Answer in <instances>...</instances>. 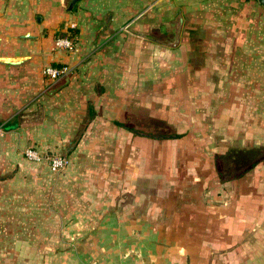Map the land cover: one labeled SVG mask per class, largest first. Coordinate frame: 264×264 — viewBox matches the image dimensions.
Instances as JSON below:
<instances>
[{"label":"crops","instance_id":"obj_1","mask_svg":"<svg viewBox=\"0 0 264 264\" xmlns=\"http://www.w3.org/2000/svg\"><path fill=\"white\" fill-rule=\"evenodd\" d=\"M71 6L63 8V0H0V184L12 180L10 166L20 172L27 164L26 146L42 143L38 129L43 122L23 119L26 107L41 109L46 101L42 98H47L50 115L46 117L57 119L56 131L61 132H55L54 139L61 140L86 113L96 119L111 112L114 120L132 101L153 107L155 87L169 82L175 86L171 94L185 102L184 110L194 107L196 113L199 105L202 111L196 114L201 119H214L217 128H224L225 154L238 147L264 151V2L76 0ZM15 22L22 26L14 27ZM13 27L24 30L12 32ZM59 27L72 38V48L54 46L51 35ZM29 28L35 32L47 28V33L33 35ZM155 31L175 33L177 43L170 46L145 36ZM48 63L68 65L70 73L62 77L64 87L42 97L43 79L28 76L35 66ZM61 96L70 107L64 122L56 117ZM161 96L167 101L162 91ZM167 142L177 146L175 152L206 144L190 147L177 138ZM197 155L188 158L179 177L189 181L178 191L190 198L184 201L186 210L165 203L150 208L149 227L156 232L147 237L144 260L130 262L264 264V152L223 181L214 170L198 173L202 158ZM28 160L39 168L46 165L45 160ZM209 162L203 160L202 165ZM199 183L200 188L195 185ZM196 198L203 203L197 204ZM216 200L221 204L214 205ZM36 225L27 222L20 228ZM3 226L0 222V232ZM7 241L17 247L12 249L16 254L0 255V264H10L11 257L15 264H39L40 253L29 248L26 237Z\"/></svg>","mask_w":264,"mask_h":264},{"label":"rangeland","instance_id":"obj_2","mask_svg":"<svg viewBox=\"0 0 264 264\" xmlns=\"http://www.w3.org/2000/svg\"><path fill=\"white\" fill-rule=\"evenodd\" d=\"M63 1V8L76 2ZM17 26L21 27L22 23L15 22L14 27ZM14 27L10 29L12 32L24 30ZM60 28L51 35L54 46L55 38L66 36L67 32ZM30 29L33 35L47 33V28L37 32ZM145 36L170 46L177 40L175 33L155 31L145 33ZM45 65L35 66L37 69L28 76L29 80L33 77L36 80L40 78V81L43 79L45 91L42 97L48 95L49 90L64 87L66 79L50 80L43 73ZM172 79L169 78L170 81ZM173 88L175 86L171 82L164 87H155L157 98L153 107L146 108L145 103L132 101L114 120L110 117L113 116L111 112L110 116L91 117L86 113L85 105V111H82L86 113L85 119L70 128L71 132L67 136L62 135L61 140L54 139L55 132H61L60 129L56 131L57 119L46 117L50 115L47 98H42L46 104L43 103L41 109L38 106L26 107V118L23 119H31V123L43 122L38 129L42 143L33 144V148L44 158L46 165L47 157L53 154L65 156L68 163L56 172L43 163L39 168L37 163L28 160L24 152L28 145L23 149L27 164L21 165L22 171H15L10 166L8 171L12 180L0 184V222L4 225L0 232V240L3 241L0 255L16 254L13 250L17 247L11 242L7 244L8 238L26 237L29 248H36L40 253L39 264H132L130 260L133 258L142 261L147 239L156 232L149 227V209L162 207L165 203V207L186 210L184 201L190 198L188 195L180 196L178 191H183L189 182L188 178L179 179L185 173V164L190 161L188 158L198 154L202 158L196 160H201V166H196L199 167L198 173L206 175L214 170L218 180L223 181L243 170L258 156H263L264 151L255 146L233 148L225 154L224 128H217L211 122L214 119H201L196 114L202 111L199 105L195 107L196 113L194 107H185L184 110L185 102L171 94ZM161 91L164 97H168L167 101L161 100ZM61 98L64 100L59 99L61 106H58L56 117L64 122V117L70 114L67 112L70 107L67 99ZM174 133L181 134L179 137H164ZM173 138L186 146L190 144V147L195 143L206 144L198 149L175 152L177 146L167 142ZM210 159L212 164L209 162L204 167L202 161ZM195 185L201 187L200 183ZM195 200L199 205L203 203L201 199ZM219 201H214V205H220ZM34 221L38 226L20 228L23 223L32 224ZM20 248L27 250V247ZM10 261V264H15V257Z\"/></svg>","mask_w":264,"mask_h":264},{"label":"built area","instance_id":"obj_3","mask_svg":"<svg viewBox=\"0 0 264 264\" xmlns=\"http://www.w3.org/2000/svg\"><path fill=\"white\" fill-rule=\"evenodd\" d=\"M55 46L62 48H72L73 40L69 36H60L55 38ZM70 69L68 65H53L47 64L43 68V73L51 80H57L69 73ZM25 154L29 159L32 160H43L44 158L38 153L33 147H27L25 149ZM43 158V159H42ZM47 163L51 171H59L60 169L66 167L68 160L65 156L61 154H53L47 157Z\"/></svg>","mask_w":264,"mask_h":264},{"label":"trees","instance_id":"obj_4","mask_svg":"<svg viewBox=\"0 0 264 264\" xmlns=\"http://www.w3.org/2000/svg\"><path fill=\"white\" fill-rule=\"evenodd\" d=\"M75 1H76V0H75ZM73 7H74V6H73ZM53 65H57V66H59L60 64L53 63ZM21 124L23 125V122H21ZM24 124H26V123H24ZM119 125L124 126V127H126L127 129H131L129 126H126V125H124V124L119 123ZM180 134H181V133H174V134L165 135L164 137H170V138H172V137H179ZM48 167H49V166H48Z\"/></svg>","mask_w":264,"mask_h":264},{"label":"water","instance_id":"obj_5","mask_svg":"<svg viewBox=\"0 0 264 264\" xmlns=\"http://www.w3.org/2000/svg\"><path fill=\"white\" fill-rule=\"evenodd\" d=\"M262 2H264V0H261ZM30 34L29 33H25L23 34V36H29ZM178 40V39H177ZM177 40L175 42L172 43V45H175L177 43Z\"/></svg>","mask_w":264,"mask_h":264}]
</instances>
